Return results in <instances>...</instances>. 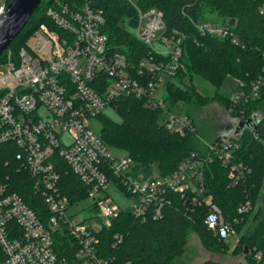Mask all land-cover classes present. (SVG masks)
<instances>
[{"label": "built area", "instance_id": "1", "mask_svg": "<svg viewBox=\"0 0 264 264\" xmlns=\"http://www.w3.org/2000/svg\"><path fill=\"white\" fill-rule=\"evenodd\" d=\"M9 2L0 0V17ZM49 2L46 15L51 25L35 32L16 61L9 52L0 63L8 67L7 73L0 72V164L11 167L5 172L0 165V264H122L109 250L118 249L124 236L115 233L109 244L103 241L104 231L113 227L121 213L143 222L157 220L179 196L185 204L191 200L205 209L204 223L220 240L237 234L243 217L256 211L253 200L248 197L228 218L212 196L204 195L206 172L216 162L228 170L229 187L251 173L248 166L235 161L240 149L237 134L212 142L207 155L191 152L169 174L151 165L154 170L145 178L142 166L128 155L113 156L101 135L90 129V120L102 116L107 107L135 98L161 109L162 122L170 131L181 135L195 131L187 114L166 110L156 95L164 76L172 78L181 68L183 53L181 35H166L164 13L143 8L141 0H126L134 15L124 24L134 25L135 38L151 49L148 57L134 64L110 45L101 0ZM199 30L240 44L230 27L203 22ZM154 40H165L168 52L160 54L151 48ZM239 85L242 91L234 104H246L258 96L260 80L251 83L248 91L242 82ZM243 120L235 117L234 130ZM70 174L80 187H70ZM16 175L30 181L43 199L44 211L31 208L16 190ZM113 183L135 199L129 212L109 195ZM83 193L84 198H78ZM85 198L92 202L87 210L96 212L99 227L90 217L77 219L86 210Z\"/></svg>", "mask_w": 264, "mask_h": 264}, {"label": "trees", "instance_id": "2", "mask_svg": "<svg viewBox=\"0 0 264 264\" xmlns=\"http://www.w3.org/2000/svg\"><path fill=\"white\" fill-rule=\"evenodd\" d=\"M101 2L107 19L105 31L113 49L126 53L134 64L148 57L151 49L141 44L124 24L126 17L134 15L126 0ZM49 6V0L41 1L24 30L2 55L0 63L6 61L9 52L16 61L20 49L27 45L35 32L42 25H51L46 15ZM141 6L161 10L166 35L177 32L182 37L181 68L185 74L178 69L176 78L168 81L165 103L173 107L178 101H184L192 107L199 106L202 99H208L193 83L186 84V78L200 76L219 86L231 77L242 82L247 91L251 83L260 80L258 96L246 104H234L233 99L217 95L229 101L233 116L247 120L255 114L253 107L256 105L264 111V12L261 13L264 0H141ZM203 22L230 27L240 44H234L229 38L202 34L199 25ZM113 108L121 116L122 123L105 119L101 138L110 148L126 151L138 165H154L161 174H169L187 155L199 151L197 132L181 135L170 131L161 120V109L147 106L143 100L135 98L122 99ZM187 114L191 116L189 112ZM237 142L240 149L235 161L248 166L251 173L237 186L229 187L228 170L215 164L206 172L204 195L212 196L228 218L236 215L237 207L248 197L253 200L257 209L244 216L237 225L239 240L232 252L240 250L243 253L245 259L240 264H264V215L258 206L264 197V117L260 118L256 132L247 129ZM1 164L3 171L11 169ZM16 178V190L24 196L27 204L36 211H44L43 199L34 192L30 181L18 178V175ZM68 180L72 184L70 187H80L72 174ZM78 198H84V193ZM189 201L185 204L180 196L177 197L172 206L164 208L162 217L157 220L143 222L129 213H121L113 227L104 231L105 243L110 244L115 233L124 236L123 244L118 249L111 248L109 253L117 256L122 264H176L186 253L189 231L199 236L207 250L213 253L227 251L226 241L217 238L206 227L205 209ZM252 221L256 223L255 230L240 236L241 229ZM2 258L0 253V261Z\"/></svg>", "mask_w": 264, "mask_h": 264}, {"label": "rangeland", "instance_id": "3", "mask_svg": "<svg viewBox=\"0 0 264 264\" xmlns=\"http://www.w3.org/2000/svg\"><path fill=\"white\" fill-rule=\"evenodd\" d=\"M125 19L126 21H128L129 17H126ZM126 28L133 35L136 34V27L134 25L127 22ZM150 47L160 54H166L168 52L167 43L165 42V40H154L151 42ZM0 72L7 73L8 67L0 65ZM180 72L184 73L182 68H180ZM174 77L176 78V76ZM170 79V77L164 76L162 83L158 87L156 95L159 100H162L164 95H166V86L167 82L170 81ZM185 83L188 85H191L193 83L196 86L197 90L204 97H208V99H202V103L199 106L195 105L192 107L188 106L184 101H178L175 105H173V107L168 102H166L165 108L166 110L170 108L171 111L178 114H187L188 112L190 113L191 116H189L188 114L187 115L193 121L195 132H197L196 136L200 143V145L198 143L199 151L196 152H201L207 155L208 145L226 135L229 130L228 128L230 127V120L235 119L232 110L229 107V101L220 99V96L234 99L241 93L242 88L240 87L239 83L231 77L226 78V80L219 86L212 85L200 76H194L192 79L186 78ZM254 105L255 104H253V106ZM253 110L254 113L259 116V118L264 117V111L262 108L257 107L256 105L255 107H253ZM40 114L45 115L46 110L41 109ZM163 118L164 115L162 116L161 120ZM105 119H108L117 124L122 123V118L119 113L113 107H107L103 111L102 117L100 116L98 118L91 119L89 122L90 129L94 132L95 135H101ZM237 135L241 137L242 134ZM66 140L69 141V138H66ZM110 149L112 155L115 157H122L124 155H127L126 151L122 149L112 147ZM215 164L219 163L216 162ZM153 170V166H145L142 168V173L144 174L145 178H149ZM108 193L113 199V202L117 204L122 210H124L125 212H129L131 210L132 204L135 202V199L126 196L123 191L114 183L109 186ZM82 205L84 208H86V210L79 213L80 216L77 217V219L90 217L93 225L95 227H99L100 222L98 218L95 217L96 212L87 210L92 205V202L85 198ZM258 206L262 208V214L264 215V197L259 200ZM255 225V221L246 224L245 227L241 229L240 236L242 234L255 230ZM238 234L232 233L226 239L229 251L227 250L221 251L219 253H213L204 247L202 240L198 235H196V233H194L193 231H189L186 253L181 259L176 262V264H205L207 262H216L218 264H240L245 259L243 253L240 250H238V252L236 253L232 252L238 243Z\"/></svg>", "mask_w": 264, "mask_h": 264}, {"label": "water", "instance_id": "4", "mask_svg": "<svg viewBox=\"0 0 264 264\" xmlns=\"http://www.w3.org/2000/svg\"><path fill=\"white\" fill-rule=\"evenodd\" d=\"M42 0H10L6 12L0 17V59L28 24ZM260 118L254 114L241 121L236 127V134H243L247 129L257 130ZM236 123L230 127L235 128Z\"/></svg>", "mask_w": 264, "mask_h": 264}, {"label": "crops", "instance_id": "5", "mask_svg": "<svg viewBox=\"0 0 264 264\" xmlns=\"http://www.w3.org/2000/svg\"><path fill=\"white\" fill-rule=\"evenodd\" d=\"M173 78H171L170 80H172ZM168 83V82H167ZM167 87V86H166ZM166 92V91H165ZM164 98H165V95H164V97H163V101H164ZM165 103V102H164ZM231 122H230V127H231V125L233 124V123H236V121H235V119L233 120H230ZM230 127L228 128L229 130H228V132L226 133V134H231V133H235L236 134V132H235V130L233 129L232 131H230Z\"/></svg>", "mask_w": 264, "mask_h": 264}]
</instances>
